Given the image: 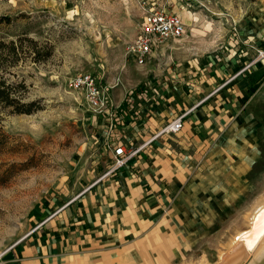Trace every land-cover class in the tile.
Returning a JSON list of instances; mask_svg holds the SVG:
<instances>
[{
  "label": "rangeland",
  "instance_id": "obj_1",
  "mask_svg": "<svg viewBox=\"0 0 264 264\" xmlns=\"http://www.w3.org/2000/svg\"><path fill=\"white\" fill-rule=\"evenodd\" d=\"M175 10L185 32L165 45L155 72L235 44L246 56L253 50L237 65L254 59L244 75L255 91L224 124L213 122L193 143L178 146L181 172L170 204L140 211L137 231L127 225L134 213H123L125 223L115 216L100 253L91 255L96 264H215L264 201V0H184ZM137 20L136 0H0V39L19 51L0 75L14 86L22 82L25 89L15 90L39 107L20 115L0 105V264H21L10 259L27 256L25 245L47 213L105 179L113 128L93 118L68 81L83 72L101 75L113 101L138 90L145 71L125 54ZM96 166L103 171L98 177Z\"/></svg>",
  "mask_w": 264,
  "mask_h": 264
},
{
  "label": "crops",
  "instance_id": "obj_2",
  "mask_svg": "<svg viewBox=\"0 0 264 264\" xmlns=\"http://www.w3.org/2000/svg\"><path fill=\"white\" fill-rule=\"evenodd\" d=\"M165 45L155 51L144 66L131 59L145 71L138 90L130 89L132 97L136 98L134 103L128 101L130 90L122 91L120 97L118 93L115 101L108 90L111 106L106 113L93 117L113 128L112 147L120 142H129L135 147L148 142L147 145L126 167L102 177L104 180L82 187L67 203L50 210L28 239L24 249L27 256L11 261L96 264L91 255L100 253L101 243L106 242L102 241L103 233L113 228L109 225L113 224L115 216L125 223L129 217L124 214L134 213L136 218L127 225H134L130 229L137 231L141 227L135 226L136 222L143 220L140 211H164L170 204L169 194L181 172L176 163L178 146L182 148L193 143L198 133L207 131L213 122L224 124L231 108L255 91L254 83L249 84L244 74L228 81L240 69L238 62L254 56L253 50L247 49L246 56L239 45L231 44V48L221 54L191 59L175 67L168 65L157 73L155 62L164 54ZM99 84L105 87L100 80ZM179 115H184L181 130L153 138ZM101 166L93 169L95 177L103 172ZM114 235L118 238L120 233Z\"/></svg>",
  "mask_w": 264,
  "mask_h": 264
},
{
  "label": "built area",
  "instance_id": "obj_3",
  "mask_svg": "<svg viewBox=\"0 0 264 264\" xmlns=\"http://www.w3.org/2000/svg\"><path fill=\"white\" fill-rule=\"evenodd\" d=\"M183 1L184 0H136L138 11L136 25L137 34L128 44L125 53L126 56L131 58L137 65L144 66L149 57L160 49V47L164 46L169 41H175L181 38L184 35L185 26L180 14L175 11L174 8L177 6L179 7ZM237 50L233 51L232 54L236 55ZM253 63L254 59L250 64H246L238 69V72L230 77L228 81L233 80L238 77V75L244 74ZM99 79V76L96 77L90 72H83L75 74L68 81V86L73 91H78L82 94L87 106H89L93 114L97 116L106 113L107 109L111 106L107 93L108 90L99 84ZM143 93L145 94L146 92L144 91ZM132 95L133 91L130 90L128 92L129 104L134 103L136 100ZM184 115H179L174 120L166 123L153 138L162 133H177L183 127ZM147 143L135 147L132 143L120 142L112 147L110 150L112 153L111 166L104 176L126 167L130 160H132Z\"/></svg>",
  "mask_w": 264,
  "mask_h": 264
},
{
  "label": "trees",
  "instance_id": "obj_4",
  "mask_svg": "<svg viewBox=\"0 0 264 264\" xmlns=\"http://www.w3.org/2000/svg\"><path fill=\"white\" fill-rule=\"evenodd\" d=\"M4 20H8L9 17H3ZM18 48L15 46L13 41L7 43L0 39V71H5L10 65L16 63L18 56ZM49 52L46 53V56ZM38 51H35L34 61L38 60ZM15 87V88H14ZM15 89H25L24 84L18 83L16 86L14 84L8 83L7 78L0 75V105L2 108H9L12 113L20 114H31L37 111L39 108L36 106L35 101H24V92Z\"/></svg>",
  "mask_w": 264,
  "mask_h": 264
},
{
  "label": "bare ground",
  "instance_id": "obj_5",
  "mask_svg": "<svg viewBox=\"0 0 264 264\" xmlns=\"http://www.w3.org/2000/svg\"><path fill=\"white\" fill-rule=\"evenodd\" d=\"M256 207L250 218L249 227L238 233L236 237L234 236L233 242L231 241L233 243L231 247L227 252L220 253L221 256L218 257L220 259L215 264H232L235 259L248 258L262 245L264 242V201ZM262 260H264V256L253 263H258Z\"/></svg>",
  "mask_w": 264,
  "mask_h": 264
},
{
  "label": "water",
  "instance_id": "obj_6",
  "mask_svg": "<svg viewBox=\"0 0 264 264\" xmlns=\"http://www.w3.org/2000/svg\"><path fill=\"white\" fill-rule=\"evenodd\" d=\"M264 256V244H262L259 249L254 253L248 256V258L235 259L232 264H264V260L259 261L258 263H253L254 261H258L260 258Z\"/></svg>",
  "mask_w": 264,
  "mask_h": 264
}]
</instances>
